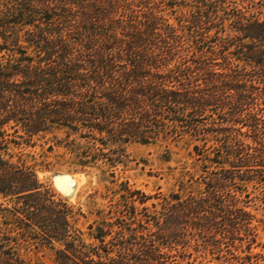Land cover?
Returning a JSON list of instances; mask_svg holds the SVG:
<instances>
[{
    "label": "trees",
    "instance_id": "obj_1",
    "mask_svg": "<svg viewBox=\"0 0 264 264\" xmlns=\"http://www.w3.org/2000/svg\"><path fill=\"white\" fill-rule=\"evenodd\" d=\"M62 133L49 150L71 168L132 143L193 148L194 162L153 211L129 191L84 233L12 162V144ZM250 187L264 196V0H0V198L15 199L0 264H34L19 240L56 250L53 264H173L252 220Z\"/></svg>",
    "mask_w": 264,
    "mask_h": 264
},
{
    "label": "rangeland",
    "instance_id": "obj_2",
    "mask_svg": "<svg viewBox=\"0 0 264 264\" xmlns=\"http://www.w3.org/2000/svg\"><path fill=\"white\" fill-rule=\"evenodd\" d=\"M7 130L13 133L9 128ZM63 139L64 133L58 134L57 140L48 136L40 140L35 138L30 145L22 147L12 144L10 152L15 154L12 162L24 160L33 167L43 191H49L55 200L66 202L75 212H81L83 215L76 216L79 219L76 227L84 233L90 231L91 224L101 220L103 215L101 217L100 212L107 214L110 208L121 202L123 195L129 196V191H139L150 197L145 205L139 201L135 205L140 211L143 207H150L153 211L152 205L162 201L157 197L177 191L179 173L185 165L191 167L194 162L189 156L193 148H178L174 144L166 148L163 142L148 145L132 143L110 154L112 163L100 161L92 168H71L65 163L70 159L66 148L55 146L53 151L49 150L51 145ZM116 148L118 146L110 149ZM110 149L106 152L109 153ZM167 149L172 152L171 158L166 154ZM249 193L250 198L245 200L249 202L248 211L253 215L252 220H240L238 229L226 238L220 237L221 242L215 246H205L202 241L196 246V242H193L186 250V256H178L173 264H264V196L260 190L252 187ZM136 198H141V195L128 200ZM14 200L0 198V207L11 209L15 203L11 201ZM85 240L87 243L94 241L88 235ZM19 243L24 245L20 247V252L27 260L31 259L34 264L38 260L53 264L56 250L41 247L32 241L25 243L19 240ZM55 248L65 247L56 243Z\"/></svg>",
    "mask_w": 264,
    "mask_h": 264
},
{
    "label": "bare ground",
    "instance_id": "obj_3",
    "mask_svg": "<svg viewBox=\"0 0 264 264\" xmlns=\"http://www.w3.org/2000/svg\"><path fill=\"white\" fill-rule=\"evenodd\" d=\"M74 189V188H73Z\"/></svg>",
    "mask_w": 264,
    "mask_h": 264
}]
</instances>
